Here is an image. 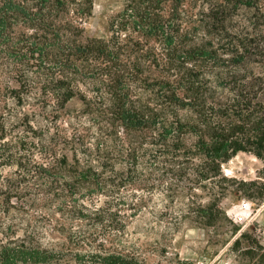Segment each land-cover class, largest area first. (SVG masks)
Returning a JSON list of instances; mask_svg holds the SVG:
<instances>
[{
    "label": "trees",
    "instance_id": "16d2710c",
    "mask_svg": "<svg viewBox=\"0 0 264 264\" xmlns=\"http://www.w3.org/2000/svg\"><path fill=\"white\" fill-rule=\"evenodd\" d=\"M94 2L0 0V264H146L135 217L214 225L223 164L264 158V0H122L88 35Z\"/></svg>",
    "mask_w": 264,
    "mask_h": 264
},
{
    "label": "rangeland",
    "instance_id": "374dc122",
    "mask_svg": "<svg viewBox=\"0 0 264 264\" xmlns=\"http://www.w3.org/2000/svg\"><path fill=\"white\" fill-rule=\"evenodd\" d=\"M121 4L122 0H95L94 16L86 23L87 34L104 33L108 18ZM77 105V100L69 104L71 108ZM222 169V184L227 189L220 206L227 218L220 216L214 225L206 226L186 217L172 225L167 220L169 215H179L178 206L166 210L161 203L155 213L144 211L129 223L125 247L138 248L146 264H258L245 250L264 247V197L260 186L251 184L264 182V158L240 151ZM243 202L248 207H243ZM164 211L170 214L162 215ZM240 235V243L235 245Z\"/></svg>",
    "mask_w": 264,
    "mask_h": 264
},
{
    "label": "built area",
    "instance_id": "2783aa9c",
    "mask_svg": "<svg viewBox=\"0 0 264 264\" xmlns=\"http://www.w3.org/2000/svg\"><path fill=\"white\" fill-rule=\"evenodd\" d=\"M242 206H243V207H248V203H247V202H243V203H242Z\"/></svg>",
    "mask_w": 264,
    "mask_h": 264
}]
</instances>
